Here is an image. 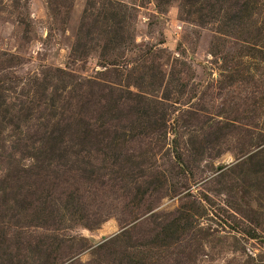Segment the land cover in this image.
<instances>
[{
    "label": "rangeland",
    "instance_id": "1",
    "mask_svg": "<svg viewBox=\"0 0 264 264\" xmlns=\"http://www.w3.org/2000/svg\"><path fill=\"white\" fill-rule=\"evenodd\" d=\"M0 264H264V0H0Z\"/></svg>",
    "mask_w": 264,
    "mask_h": 264
},
{
    "label": "trees",
    "instance_id": "2",
    "mask_svg": "<svg viewBox=\"0 0 264 264\" xmlns=\"http://www.w3.org/2000/svg\"><path fill=\"white\" fill-rule=\"evenodd\" d=\"M150 184H151V186H154V181H152V183H150ZM147 188H148V187H147ZM143 196H145L144 193L142 194V197H143ZM160 225H161V226L158 228V230L160 229V231H163V230H165V226H167V223H164L163 225L160 223ZM158 230H157V231H158ZM158 232H159V231H158Z\"/></svg>",
    "mask_w": 264,
    "mask_h": 264
}]
</instances>
